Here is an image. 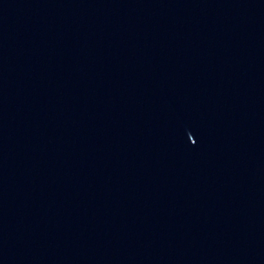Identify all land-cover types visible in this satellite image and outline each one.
<instances>
[{
	"label": "water",
	"instance_id": "water-1",
	"mask_svg": "<svg viewBox=\"0 0 264 264\" xmlns=\"http://www.w3.org/2000/svg\"><path fill=\"white\" fill-rule=\"evenodd\" d=\"M0 264H264L186 0H0Z\"/></svg>",
	"mask_w": 264,
	"mask_h": 264
}]
</instances>
